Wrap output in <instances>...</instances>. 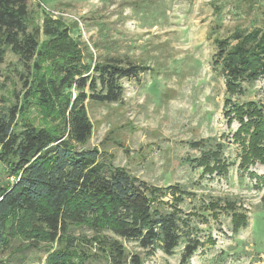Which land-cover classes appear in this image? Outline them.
I'll return each mask as SVG.
<instances>
[{
  "label": "trees",
  "instance_id": "16d2710c",
  "mask_svg": "<svg viewBox=\"0 0 264 264\" xmlns=\"http://www.w3.org/2000/svg\"><path fill=\"white\" fill-rule=\"evenodd\" d=\"M44 13L41 26L34 27L29 0H0V71L7 52L32 69L25 80V105L0 115V166L12 179L0 184V263L12 243L21 241L22 250L56 245L46 264H145L158 251L172 255L177 249L183 251L180 264H190L199 248L216 245L210 232L201 238L205 212L211 213L208 224L218 229L221 215L229 216L233 235L248 228L242 204L218 197L200 200L180 184L151 185L115 166L114 157L106 163L98 148L87 147L94 126L86 103L122 102V81L151 68L116 57L94 58L61 17ZM215 44L213 64L221 66L228 94L243 96V84L264 79L263 30H236ZM29 104L38 109L39 125L23 119ZM223 115L228 127L238 124L232 139L241 147L239 169L263 185L264 178L250 168L264 166V101L227 99ZM20 117L23 124L15 129ZM221 141L191 143L200 157L187 163L202 169L203 178L229 174L228 146ZM187 200L199 204L187 211ZM73 229L92 235L76 236ZM131 243L145 258L128 252Z\"/></svg>",
  "mask_w": 264,
  "mask_h": 264
},
{
  "label": "rangeland",
  "instance_id": "374dc122",
  "mask_svg": "<svg viewBox=\"0 0 264 264\" xmlns=\"http://www.w3.org/2000/svg\"><path fill=\"white\" fill-rule=\"evenodd\" d=\"M29 9L34 27L41 26L44 11L61 17L94 58L116 57L124 64L151 68L137 79L122 81V102L86 103L94 126L88 148H98L106 163L114 157L115 166L151 185L180 184L200 200L230 199L247 210L249 226L237 235L231 232L229 216L221 215L223 225L218 229L208 224L211 213L205 212L201 238L205 240L210 232L216 245L206 243L199 248L190 264H264V184L239 169L241 147L232 139L238 124L228 127L223 115L227 99L261 104L264 79L243 84V96H231L221 66L213 64L216 39L228 38L236 30L264 31V0H29ZM31 72V65L7 52L0 71V115L25 105V80L32 77ZM32 105H26L23 119L39 125L41 116ZM21 118L15 129L21 128ZM208 138L228 146L225 158L231 166L226 178H203L202 169L187 163L200 157L191 143ZM250 172L264 178L261 164ZM6 182L12 179L0 166V184ZM197 204L199 200H187L185 210ZM73 234L92 235L80 229H73ZM21 246V241L13 242L0 264H46L57 248L42 245L22 250ZM127 249L145 258L136 243ZM182 252L177 249L165 255L158 251L145 264H180Z\"/></svg>",
  "mask_w": 264,
  "mask_h": 264
},
{
  "label": "built area",
  "instance_id": "2783aa9c",
  "mask_svg": "<svg viewBox=\"0 0 264 264\" xmlns=\"http://www.w3.org/2000/svg\"><path fill=\"white\" fill-rule=\"evenodd\" d=\"M54 17L57 18V17H59V16L57 15V17H56V15H54Z\"/></svg>",
  "mask_w": 264,
  "mask_h": 264
}]
</instances>
